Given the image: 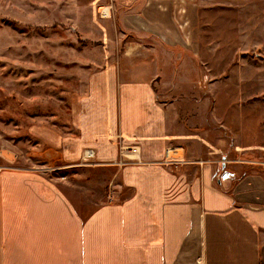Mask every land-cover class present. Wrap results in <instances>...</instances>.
I'll return each instance as SVG.
<instances>
[{"label": "crops", "instance_id": "0c3cea01", "mask_svg": "<svg viewBox=\"0 0 264 264\" xmlns=\"http://www.w3.org/2000/svg\"><path fill=\"white\" fill-rule=\"evenodd\" d=\"M174 7L175 0H145L138 13L115 16L125 38L143 39L93 70L79 105L81 137L65 150L64 168L80 165L87 150L93 165H121L115 177L131 195L84 215L45 175L0 166V264H264V169L256 162L207 164L201 173L194 166L184 179L150 165L176 146L189 159H205L193 140L177 139L191 134L180 99L157 93L170 85L157 77L184 74L194 61V10L188 42Z\"/></svg>", "mask_w": 264, "mask_h": 264}, {"label": "rangeland", "instance_id": "374dc122", "mask_svg": "<svg viewBox=\"0 0 264 264\" xmlns=\"http://www.w3.org/2000/svg\"><path fill=\"white\" fill-rule=\"evenodd\" d=\"M144 1L0 0V166L45 175L84 215L131 195L115 177L121 165L64 168V159L81 137L79 105L93 70L105 56H122L129 41L143 39L131 33L125 38L115 16L138 13ZM175 5L174 24L188 42H193L189 9L194 10V61L184 74L157 77L158 83H170L157 93L167 101L180 99L181 122L191 134L177 139L193 140L194 152L205 159H189L176 146L150 165L182 179L194 166L201 173L207 164L221 167L233 160L264 169V0H175ZM128 152L140 162L137 152ZM213 154L217 157L210 158ZM133 159L126 155L128 162Z\"/></svg>", "mask_w": 264, "mask_h": 264}, {"label": "built area", "instance_id": "2783aa9c", "mask_svg": "<svg viewBox=\"0 0 264 264\" xmlns=\"http://www.w3.org/2000/svg\"><path fill=\"white\" fill-rule=\"evenodd\" d=\"M94 156L95 155L92 150L85 151L84 158H83V161L80 163V166L85 167V166L93 165L94 164L93 160L95 159Z\"/></svg>", "mask_w": 264, "mask_h": 264}, {"label": "bare ground", "instance_id": "6f19581e", "mask_svg": "<svg viewBox=\"0 0 264 264\" xmlns=\"http://www.w3.org/2000/svg\"><path fill=\"white\" fill-rule=\"evenodd\" d=\"M102 13H103V16H105V17H107L108 15H109V8H104L103 10H102ZM102 16V17H103Z\"/></svg>", "mask_w": 264, "mask_h": 264}, {"label": "trees", "instance_id": "16d2710c", "mask_svg": "<svg viewBox=\"0 0 264 264\" xmlns=\"http://www.w3.org/2000/svg\"><path fill=\"white\" fill-rule=\"evenodd\" d=\"M118 26H119V28H121L122 29V26H121V24L118 22Z\"/></svg>", "mask_w": 264, "mask_h": 264}]
</instances>
